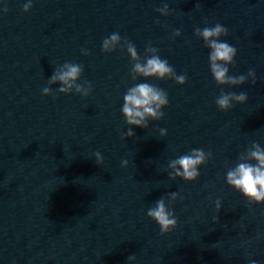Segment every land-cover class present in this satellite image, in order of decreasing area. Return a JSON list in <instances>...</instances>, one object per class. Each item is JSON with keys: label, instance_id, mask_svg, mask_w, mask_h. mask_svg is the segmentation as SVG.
<instances>
[{"label": "water", "instance_id": "obj_1", "mask_svg": "<svg viewBox=\"0 0 264 264\" xmlns=\"http://www.w3.org/2000/svg\"><path fill=\"white\" fill-rule=\"evenodd\" d=\"M24 2L0 6L8 8L0 14V264H128L132 254V264H183L242 107H216L221 86L193 32L222 24V39L237 49L230 74L256 71L264 0H32L23 12ZM163 2L168 16L154 10ZM175 29L181 35L172 38ZM112 32L134 43L141 60L151 42L187 76L183 85L147 81L168 93L169 104L160 120L125 139L122 96L142 81L132 80L126 52L101 51ZM65 61L83 65L87 97L41 94ZM250 84L222 87L247 93ZM192 148L213 157L195 181L169 180L168 161ZM172 191L183 197L171 205L177 226L162 235L145 213Z\"/></svg>", "mask_w": 264, "mask_h": 264}, {"label": "clouds", "instance_id": "obj_2", "mask_svg": "<svg viewBox=\"0 0 264 264\" xmlns=\"http://www.w3.org/2000/svg\"><path fill=\"white\" fill-rule=\"evenodd\" d=\"M6 0H0V6L5 5ZM198 6V5H197ZM33 7L32 0H25L21 5L23 12H28ZM161 16H168L171 12L168 3L163 2L162 6L154 9ZM6 6L0 7V14L7 13ZM172 38L181 35L179 29L172 31ZM193 35L202 41L203 47L207 49L208 70L212 80L217 86H221L219 95L215 98V105L221 111H227L234 104H243L247 101L246 92H225L222 86H240L248 81L254 85L257 82L256 72L249 69L246 74L232 75L230 67L235 66L234 59L237 55L235 46L229 44L222 37L228 35V29L220 23L213 26L196 27ZM126 52L131 63L130 75L132 80L140 79L142 82L134 83L128 87L122 96L120 113L124 123L128 126L121 133V138H131L135 135L134 129H147L149 121H158L164 116L163 109L168 106V93L161 87L147 82L154 78L156 80H172L176 84L183 85L187 81L186 74H177L167 59L161 58L159 49L151 45H145L147 55L140 59L134 43L122 38L118 32H112L106 36L101 43V51L112 53L114 51ZM81 55L88 56L90 52L82 48ZM84 71L83 65L75 62L65 61L55 66L51 75L47 78L46 86L41 89L44 96H55L57 94H78L87 97L92 90V83L80 78ZM56 85V87H53ZM159 136L167 135V129L159 128ZM96 163H103V156L100 152H94ZM211 151L205 152L202 148H192L188 152L178 155L167 163L166 173L169 180L180 178L184 181H195L200 175V167L212 159ZM128 160H121V167H127ZM225 183L239 192L248 204L264 203V146L258 142H251L250 146L240 152L234 164L228 167L224 173ZM183 199L177 191L168 192L155 200L152 206L146 210V216L154 221L160 234H167L177 226V217L172 202ZM221 199L214 200V207L217 212L221 208ZM217 217H213V222ZM136 259L135 255L126 257L128 264ZM249 264H257V261L250 260Z\"/></svg>", "mask_w": 264, "mask_h": 264}]
</instances>
